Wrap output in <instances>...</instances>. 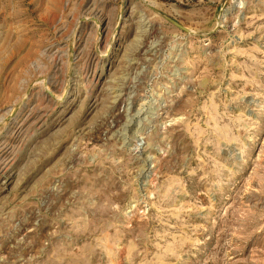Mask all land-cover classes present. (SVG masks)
Here are the masks:
<instances>
[{"label": "rangeland", "instance_id": "obj_1", "mask_svg": "<svg viewBox=\"0 0 264 264\" xmlns=\"http://www.w3.org/2000/svg\"><path fill=\"white\" fill-rule=\"evenodd\" d=\"M0 264H264V0H0Z\"/></svg>", "mask_w": 264, "mask_h": 264}, {"label": "water", "instance_id": "obj_2", "mask_svg": "<svg viewBox=\"0 0 264 264\" xmlns=\"http://www.w3.org/2000/svg\"><path fill=\"white\" fill-rule=\"evenodd\" d=\"M171 22H173V23H174L176 26H178L179 28H181V29H183V30H186V28H184L183 26L177 24L176 22H174V21H171Z\"/></svg>", "mask_w": 264, "mask_h": 264}, {"label": "bare ground", "instance_id": "obj_3", "mask_svg": "<svg viewBox=\"0 0 264 264\" xmlns=\"http://www.w3.org/2000/svg\"><path fill=\"white\" fill-rule=\"evenodd\" d=\"M3 168V167H2Z\"/></svg>", "mask_w": 264, "mask_h": 264}]
</instances>
